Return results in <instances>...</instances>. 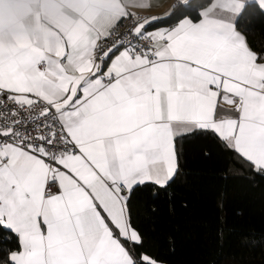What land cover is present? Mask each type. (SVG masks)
Here are the masks:
<instances>
[{"label":"crops","instance_id":"0c3cea01","mask_svg":"<svg viewBox=\"0 0 264 264\" xmlns=\"http://www.w3.org/2000/svg\"><path fill=\"white\" fill-rule=\"evenodd\" d=\"M188 2L0 0V88L50 102L76 145L49 197L42 159L0 146V222L18 237L14 264H132L128 244L140 237L109 183L165 184L177 134L212 130L264 171V58L235 27L246 3L264 11V0H214L198 20L147 29ZM127 11L143 15L136 31L152 34L156 59L123 48L97 59L98 41Z\"/></svg>","mask_w":264,"mask_h":264},{"label":"trees","instance_id":"16d2710c","mask_svg":"<svg viewBox=\"0 0 264 264\" xmlns=\"http://www.w3.org/2000/svg\"><path fill=\"white\" fill-rule=\"evenodd\" d=\"M214 0L175 4L147 29L198 20ZM250 49L264 58V11L248 2L235 20ZM177 168L165 184L129 190L125 210L140 240L128 244L132 264H264V171L212 130L174 139ZM16 233L0 222V264H14ZM156 262V263H154Z\"/></svg>","mask_w":264,"mask_h":264},{"label":"built area","instance_id":"2783aa9c","mask_svg":"<svg viewBox=\"0 0 264 264\" xmlns=\"http://www.w3.org/2000/svg\"><path fill=\"white\" fill-rule=\"evenodd\" d=\"M141 14L125 12L102 37L95 47V57L106 59L109 52L126 49L131 55H143L149 61L156 59L153 36L148 31H136ZM45 62L37 63L39 71H45ZM113 73L105 76L107 81ZM0 146H14L41 158L48 170L43 194L49 197L57 194L56 174L59 161L67 153L73 152L76 145L68 137L57 111L50 102L36 96L28 103L20 102L8 90L0 88ZM0 162L3 160L0 157ZM120 196L126 197L129 189L120 181L109 183Z\"/></svg>","mask_w":264,"mask_h":264},{"label":"rangeland","instance_id":"374dc122","mask_svg":"<svg viewBox=\"0 0 264 264\" xmlns=\"http://www.w3.org/2000/svg\"><path fill=\"white\" fill-rule=\"evenodd\" d=\"M154 263H156V262H154ZM156 264H162V263L157 262Z\"/></svg>","mask_w":264,"mask_h":264}]
</instances>
